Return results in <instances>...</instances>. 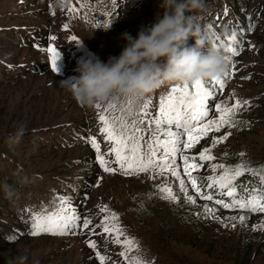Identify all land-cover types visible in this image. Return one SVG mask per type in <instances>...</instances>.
I'll return each mask as SVG.
<instances>
[{
  "label": "rangeland",
  "instance_id": "obj_1",
  "mask_svg": "<svg viewBox=\"0 0 264 264\" xmlns=\"http://www.w3.org/2000/svg\"><path fill=\"white\" fill-rule=\"evenodd\" d=\"M133 2L67 0L66 7L57 8L53 0H0V181L6 177L16 181L11 191L2 183V195L11 199L14 196L15 200V214L2 220L15 228H10L11 224L3 226L8 231L7 236H0V264H99L86 239L95 240L97 250L116 264H126L119 257L123 246L115 244L114 236L102 234L98 227L95 233L77 230L68 235H30L31 212L52 208L57 195L70 196L78 212L92 219V227L100 225L112 211L118 213L124 233L121 239L133 238L139 246V251L134 249L129 255L152 264H264V227H260L264 213L224 210L199 198L193 205L185 202L173 177L152 180L150 173L110 174L96 162V153L86 138L96 136L104 153L111 146L99 133L98 113L112 103L116 112L109 110V115H119L128 97L117 96L99 103L101 108L97 109L78 103L67 82H74L83 61H106L109 56L119 55L125 43L121 34L128 32L135 37L141 26L150 25L162 11L159 0ZM70 5L78 11L70 12ZM247 6H260L264 14V0H247L242 9ZM97 18L115 21L105 31L97 28L102 27L97 26ZM221 25L223 29L227 21ZM222 35L217 44L223 41L224 32ZM244 35L239 36L244 50L234 57L237 70L219 94V101L229 106L236 99L250 103L236 112L233 119L239 123L227 129L231 131L229 138L212 149L215 160L203 162L205 166L194 173L202 178L207 191L206 178L213 175L211 163L233 168L246 162L253 167L264 165V18L258 19L253 32ZM53 36L56 39H51ZM73 36L79 43L71 39ZM225 45H221L222 54ZM49 47L59 53L55 72ZM163 93L164 87L160 86L143 95L150 100L148 110L152 114L158 110ZM209 137L203 138L189 155L209 145ZM241 152L244 157L239 156ZM178 162L183 163L179 157ZM165 179L180 197L178 201L169 202L156 193L154 185ZM188 188L195 195L190 185ZM4 202L0 197V205ZM205 204L213 208V214H205ZM104 205L108 211H101ZM240 215L246 216L243 226ZM233 216L237 217L234 221L230 219ZM254 225L258 226L256 230ZM246 244L250 252L244 250Z\"/></svg>",
  "mask_w": 264,
  "mask_h": 264
},
{
  "label": "snow or ice",
  "instance_id": "obj_2",
  "mask_svg": "<svg viewBox=\"0 0 264 264\" xmlns=\"http://www.w3.org/2000/svg\"><path fill=\"white\" fill-rule=\"evenodd\" d=\"M68 10L70 12L78 11L71 5ZM108 23L109 21L104 19L101 21L97 18V26H105ZM63 27L66 29L68 25L65 24ZM207 27L212 29L213 26L208 25ZM247 31H252L251 25ZM239 32L242 37L245 29H240ZM51 39L54 40L56 37L53 36ZM71 39L79 43L76 37L73 36ZM224 43V41H220V44L213 42L212 47L220 51L221 45ZM243 43V39L238 38L237 31L233 30L227 37V44L223 47V57L227 65V70L223 72V75L214 77L210 81L197 80L191 84L185 83L182 87L174 85L166 96H161L155 114L149 112L150 100L143 95L128 96L127 104L122 105L119 109V115H109V110L115 113L116 108L112 103H108L107 107L98 113V122L101 125L99 133L103 141L109 142L111 145L107 153L102 152L101 142L96 136L86 138V142L96 153L95 160L99 167L105 173L119 172L124 176L150 173L149 178L152 180H156L157 177H173L178 181L179 190L183 194L185 202L193 205L199 198L204 201H214L215 205L223 209L264 213V165L253 167L250 162H246L238 163L233 168L223 163H211L213 175L207 176L206 188L220 190V198L215 199L216 193L205 190L201 183L202 178L194 174L205 166L203 162L215 160L212 149L229 138L231 131L227 129L236 128L239 123L233 117L238 110L250 103L248 100L236 99L229 106L225 102L219 101V94L223 92L226 82L237 70L234 57H238L244 50ZM249 46L252 45L249 44ZM48 52L51 54V68L55 72L58 70L56 62L59 53L54 47H49ZM247 78L250 77H245V79ZM134 105L138 106L134 107ZM94 106L97 109L101 108L99 103ZM213 107L215 114H212ZM140 125H145V127ZM221 129H225V131L221 135H216L221 132ZM145 133H147V137H145ZM210 133H212L211 137H209ZM205 137H209L211 143L201 147L195 154L189 155V152L196 148ZM109 156L113 159H108ZM239 156L244 157L245 153L241 152ZM178 157L183 162L182 165L178 162ZM245 173H250L254 177L258 176L260 187L250 188L244 184H238V178ZM100 179L102 177L98 178L97 187ZM188 185L195 195L189 193ZM154 187L156 193L164 200L176 202L180 199L173 187L168 184L167 179ZM223 197L229 199L226 200ZM55 200L57 203L52 208L31 212L30 235H68L76 234L77 230L95 233L98 227L102 234L113 235L115 244L123 246L124 250L119 253V257L126 264H152L151 261L140 256L129 255L134 249L139 251V246L133 238L121 239L124 233L119 224L118 213L112 211L110 215L103 218L100 225L92 227V219L87 215L82 216L78 212L70 196L57 195ZM101 211H108V206L104 205ZM203 211L205 214H213L214 210L205 204ZM213 218L220 219L215 215ZM230 219L234 221L237 217L233 216ZM238 219L243 226L246 216L240 215ZM257 227L254 225L253 230H256ZM260 227H264V223ZM85 243L94 250L99 264H106L108 261H111V264H116V261H112L110 257L97 250L95 240L86 239Z\"/></svg>",
  "mask_w": 264,
  "mask_h": 264
},
{
  "label": "clouds",
  "instance_id": "obj_3",
  "mask_svg": "<svg viewBox=\"0 0 264 264\" xmlns=\"http://www.w3.org/2000/svg\"><path fill=\"white\" fill-rule=\"evenodd\" d=\"M53 5L66 7L67 0H53ZM158 7L162 11L135 37L121 34L125 43L119 55L78 65L79 75L67 82L78 103L93 106L117 96L145 95L165 83L185 84L223 74V54L212 47L210 32L193 23L191 14L204 10V0H159ZM114 21L97 28L107 31Z\"/></svg>",
  "mask_w": 264,
  "mask_h": 264
},
{
  "label": "trees",
  "instance_id": "obj_4",
  "mask_svg": "<svg viewBox=\"0 0 264 264\" xmlns=\"http://www.w3.org/2000/svg\"><path fill=\"white\" fill-rule=\"evenodd\" d=\"M241 0H211V1H206L205 8L201 12H194L192 13V18H193V23L196 25H199L201 28L206 29L210 32V42L211 45L213 42L217 41V37L219 39L221 38L222 33L224 32V38L223 41L227 44V37L231 35V32L233 30L237 31V36L239 38L240 36V29H245L244 36H246L248 33L253 32L254 28L257 27V22L258 19H263L264 14L263 10L260 6H254L250 7L247 6V9H242L245 7V3L247 0H243V3L240 2ZM227 21V26L222 29L221 23ZM212 25V29H209L207 26ZM249 25L252 26V31L248 32L247 29ZM193 41L190 39L188 41L189 44H191ZM44 48V47H43ZM227 70V65L226 69ZM223 75V74H222ZM221 75V76H222ZM210 81L211 79H207ZM206 81V80H204ZM192 83V82H191ZM189 83V84H191ZM182 84V83H181ZM174 85H178V83H165L161 85V87H164V93L165 96L168 94L169 91H171V88ZM160 88V87H159ZM158 89V88H157ZM155 89V90H157ZM153 90V91H155ZM89 165V162L87 163ZM87 171L89 170L86 169ZM4 182V183H3ZM0 181V197L4 198V203L5 205H0V236H7V231L8 229L3 228V226H9L11 223H3L2 218L6 217L10 214H15V203H14V196H12L13 201L9 197H4L1 193L2 190V183L5 184L8 187V190L11 191V188H14L16 186V181H11L8 177L4 179V181ZM238 184H244L247 187H260V180L258 176H252L250 173H245L241 177L238 178ZM18 188H22L20 185H17ZM214 191L216 193L215 198H220V190H210ZM239 191V188H238ZM224 199L228 200V197H223ZM211 204H214V201H209ZM216 207H220L215 205ZM222 208V207H221ZM223 209V208H222ZM224 210H230V211H235L239 213H246L249 215H256L259 213H247L246 211H242L240 209H224ZM18 218H15L14 222H17ZM12 224L9 226L10 228H15L11 227ZM23 228V226H19V228ZM25 227V226H24ZM246 247L244 250L250 252V247L248 244H246ZM243 247V248H244Z\"/></svg>",
  "mask_w": 264,
  "mask_h": 264
}]
</instances>
